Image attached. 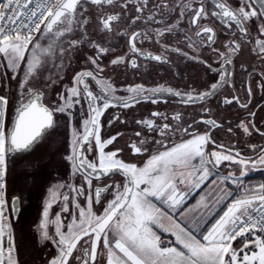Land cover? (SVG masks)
Here are the masks:
<instances>
[{
  "label": "snow or ice",
  "instance_id": "6c2138e0",
  "mask_svg": "<svg viewBox=\"0 0 264 264\" xmlns=\"http://www.w3.org/2000/svg\"><path fill=\"white\" fill-rule=\"evenodd\" d=\"M116 2L0 0V69H3L0 71V90L7 88L3 81L16 82L14 98L10 91H0V264H18L9 215L18 213L21 198L6 199L9 167L27 161L38 144L57 136L59 128L54 119L57 113L67 117L66 125L71 129L69 152L65 158L71 164L72 174L81 177L83 182L67 185L73 195L63 194L65 203L61 212L56 213L55 221L48 219L51 201L45 202L40 224L41 239L50 240L58 250L49 264H99L98 258L106 259V264H264V183L244 186L241 179L258 165H264V146L250 145L254 152L259 149L257 158L253 159L232 147L217 144L211 131L192 132L191 124L181 128L170 123L157 124L154 119L146 118L137 120L136 124L149 133L168 138L176 131H183L190 138L171 147L154 139V143L165 150L150 151L147 136L136 131V139L127 145L128 149L133 156L148 154L147 159L137 163L122 159V148L105 151L123 134L117 132L104 139L100 123V117L110 107L130 108L141 98L156 103L153 97L161 92L178 96L183 104L202 105L225 84L235 91L229 66L233 57L241 54L242 46L252 43L251 52L264 61V0H239L238 6H233L229 0H195L196 6H193V0H175L174 4L160 0L154 8L162 16L164 10L178 12L180 19L187 16L195 36L199 38L194 41L185 33L187 47L194 50L209 47L218 54L219 68L212 65L208 68L216 72L219 79L200 92L193 89L182 93L163 86L148 90L137 85L127 89L130 93L127 97L116 96L114 85L100 75L104 72L101 56L108 49L91 40L87 31L90 23L88 6L92 5L97 10L99 30L111 32L113 22L121 19V13L108 14L104 7ZM131 2L125 0L120 7L126 10ZM142 4L143 7L137 4V13L145 10L148 0H142ZM155 15L150 10L148 21L162 23L163 20L157 21ZM210 17L218 19L233 37L224 44L226 51L213 47L216 44L215 29L201 24ZM140 19L137 15L132 22ZM178 23L179 19L152 32L134 30L130 34L125 33L129 50L135 56L160 63L167 62L165 53L168 51L198 59L189 57L179 47L170 48L163 43L166 35L177 30ZM250 25L257 33L255 38L251 35ZM73 35L78 38H69ZM45 39L47 44H41ZM153 39L162 49L160 54L137 46ZM82 46L95 50V55L86 57L91 67L76 72L71 86L65 85L63 91L57 93V101H47V90L56 84L58 73L57 76L44 77L41 68L57 55L61 60L58 68L64 66V60L70 64L72 53ZM124 62L123 56L111 60L112 65ZM130 64L133 68L139 67L136 59H131ZM93 84L98 91L93 90ZM258 86L264 90V72L260 73ZM143 92H149V95L143 96ZM246 92L245 101L233 94L230 98L225 96L222 103H235L248 110L253 88L249 85ZM77 106H80L79 116L76 114ZM204 111L210 109L205 108ZM248 115L255 117L256 113L249 110ZM151 116L168 120L159 112H153ZM113 119L119 120L120 117L117 115ZM172 119L178 121L181 116L176 113ZM77 121L79 126L74 124ZM112 122L109 120V126ZM198 123L208 125L209 129L220 127L214 119L202 118ZM238 127L246 135L255 130L264 137V131L251 120H240ZM228 132H232L231 127ZM210 144L213 145L211 151L208 150ZM225 162L229 166L237 165L238 169L220 175L219 169ZM177 167L191 170L188 173L193 177L188 180L191 188L201 190L206 186L211 190L202 197L206 201L202 205L204 211L197 212L190 220L183 218L189 211L184 207L189 191L181 188L185 185V173L177 171ZM117 175L122 177V181L94 186V181ZM229 181L242 190L240 196H234L228 187ZM81 196L86 206L78 201ZM94 204L101 205L102 211H94ZM61 213L72 217L66 232L62 230ZM165 218L168 225L163 222ZM50 222L56 224L55 235L48 231ZM165 235L170 238L165 240Z\"/></svg>",
  "mask_w": 264,
  "mask_h": 264
},
{
  "label": "flooded vegetation",
  "instance_id": "af4514ba",
  "mask_svg": "<svg viewBox=\"0 0 264 264\" xmlns=\"http://www.w3.org/2000/svg\"><path fill=\"white\" fill-rule=\"evenodd\" d=\"M125 0H117L112 6H105L104 12L108 14L121 13V19L118 22H113V30L111 32H101L98 28L97 10L95 6L89 5L90 23L87 26L89 38L91 40L101 43L108 52L101 56V65L104 72L100 75L106 80L110 81L117 89L116 96L127 97L130 93L127 91L129 87H136L142 85L144 89L151 90L153 88L161 87L172 88L175 91L186 93L195 89L197 92L205 91L211 83L219 79L216 72L209 70L208 65L213 68H219L220 57L214 53L209 47H187L185 40V33L191 36L194 41L199 38L195 36L194 29L189 24L187 16L180 19L178 12H167L164 10L163 16L157 12L154 5L160 0H148V5L142 13H137L135 8L138 3L143 7L142 0H132L128 4V8L122 9L120 7ZM168 3L174 4L175 0H168ZM233 6L239 5V0H229ZM193 6H196L193 0ZM150 10L155 13L157 21L163 20L162 23H155L148 21ZM139 15L140 20L135 23L132 22L135 16ZM179 19L178 27L172 34L166 35L163 43L168 44L170 48L179 47L183 52H187L189 57L196 56L198 59L193 60L186 58L180 52L168 51L166 63H160L152 60H147L143 57L135 56L128 47V35L132 31H147L157 28H163L166 23H176ZM201 24L211 26L216 31V44L213 47L219 51H226L224 44L233 39L230 32L224 29L216 18H209L201 21ZM251 35L253 38L257 35L256 31L251 27ZM127 33V34H125ZM38 35V34H37ZM69 38H78L73 35ZM41 44L46 45L47 39L42 40ZM243 45V42H242ZM137 46L153 54H160L162 49L155 40H145L142 44ZM31 47V46H30ZM252 43L242 46L241 54L233 57V63L229 66L232 71V85L225 84L219 89L217 94L207 100L204 104L187 105L180 102L178 96H174L167 92L157 93L153 98L156 103H152L151 99H139L130 108L110 107L104 111L100 117L101 136L107 139L117 132L123 135L118 139L114 145H109L105 151L114 150L119 147L124 149L121 153V158L130 162H142L147 159L148 154L143 156H133L127 145L136 139L134 133L142 131L147 136L150 151L165 150L158 144L154 143V139L162 140L165 145L171 147L175 144L181 143L183 140L190 138L186 136L183 131H176L168 138H162L156 133H149L147 129H141L136 124L137 120L152 118L157 124L170 123L174 127L179 125L181 128L192 125L190 131L203 133L211 131V134L217 144H223L228 147L238 150L245 157L257 158L258 151L254 152L250 145L264 146V137H262L255 130L251 135H246L238 127L240 120H251L256 127L264 131V90L258 86L260 82V73L264 72V61L258 59L252 52ZM88 55H95V50L82 46L79 51L72 53L71 62L63 61V67L58 68L61 60L57 56H53L46 66L41 68V74L44 77L49 75L63 77L59 79L52 88L47 90V101L55 102L58 99L57 93L63 91L65 85L71 86L72 77L76 72L85 70L91 67L86 62ZM125 57V62L112 65L111 60L117 57ZM136 59L139 67H131L130 60ZM206 62V63H205ZM251 74V75H250ZM253 88V96L249 109H241L237 104L225 105L222 103L225 96L229 98L234 94L238 95L242 101L247 99L246 89L248 86ZM94 91H98L97 86L92 85ZM16 89L12 91V97L15 96ZM143 96L149 95V92H143ZM210 109L205 112L204 109ZM256 113L255 117H250L248 111ZM87 112V108H84ZM80 106L76 108V114L79 116ZM153 112H159L168 117L167 121L160 117H152ZM179 113L181 119L176 121L172 117ZM119 116V120H114V116ZM214 119L220 124V127L209 129L208 125L198 123L201 119ZM59 128L57 136L53 140H46L36 146V148L29 154L27 161L18 162L10 165L6 188V199L11 201L13 197L19 196V211L16 216L9 215L13 239L16 246L17 254L21 252L20 247L24 246L26 256L20 259V264H49V261L57 255V248L50 240H42L40 232V224L43 219L42 212L46 201H51L52 207L49 210L50 221H55L56 213L61 212V207L64 205L63 194L73 195L67 185H79L83 181L78 175L72 174V167L70 162L65 158L69 152V141L71 139V129L66 125L67 117L64 114L57 113L54 116ZM109 120L112 124L109 126ZM121 121H124L121 123ZM75 126H79V121L74 122ZM232 128V132H228V128ZM208 150H213V145L208 146ZM237 165H230L225 162L221 165L219 172L227 173L229 170L236 171ZM191 171V170H190ZM189 171V172H190ZM258 174H264V165H258L255 169L248 172L246 176L255 177ZM184 187H191L188 185V180L193 179L187 176ZM122 181V177L114 176L111 179L105 177L103 181H94V186L103 184L104 182ZM63 185V187H61ZM111 198L110 194H105ZM78 201L85 205L83 196L78 197ZM71 208V205H69ZM94 211H102L101 205H93ZM72 211H77L72 209ZM61 221L64 225L63 231H67V225L72 222V217L68 213H61ZM48 231L50 235H55L56 224L49 223ZM27 232V234H25ZM235 244V242H234ZM20 254H18L19 256ZM101 264V258H98Z\"/></svg>",
  "mask_w": 264,
  "mask_h": 264
},
{
  "label": "crops",
  "instance_id": "0c3cea01",
  "mask_svg": "<svg viewBox=\"0 0 264 264\" xmlns=\"http://www.w3.org/2000/svg\"><path fill=\"white\" fill-rule=\"evenodd\" d=\"M219 174L220 175H225L226 173L219 172ZM241 179H242V183H243L244 186H256V185L264 183V174H258L255 177L244 176ZM228 187L234 193V196H240L242 194V190L238 189L236 187V185L232 184L230 181L228 182ZM181 188L184 189L186 187L181 186ZM186 189H193L191 192H189V196L187 198L186 204L184 205V207L188 208L189 211L185 213V216L183 218L187 219V220H190L197 212L204 211L202 205L206 201H203L202 197L207 196L208 192L211 191V190L207 189L206 186H204L201 190H197V189H194V188H191V187H188ZM163 222L166 225H168V223H169L167 221V218H165ZM211 222H214V221H211ZM211 222L209 223V227H210ZM166 237L168 239L170 238L167 235H165L163 238L165 240H167Z\"/></svg>",
  "mask_w": 264,
  "mask_h": 264
},
{
  "label": "rangeland",
  "instance_id": "374dc122",
  "mask_svg": "<svg viewBox=\"0 0 264 264\" xmlns=\"http://www.w3.org/2000/svg\"><path fill=\"white\" fill-rule=\"evenodd\" d=\"M0 71H3V69H0ZM10 75L11 74H9V76ZM3 83H5L7 85V88L6 89H3V90H0V91H5L6 93L8 91H10L11 92V95H12V91H14L16 89V82L15 81H11V80H7V81H3ZM177 171H183L185 173V176H184V178H185V177L188 176V173H189L190 169H183V168L177 167ZM184 190H188L189 192H191L193 189H186V188H184ZM166 239H168V238L166 237ZM238 242L239 241L235 242V244L238 243ZM235 244H234V246H235ZM20 249H21V252L18 253V254H20L19 256H18V254L16 252V259L18 260V264H20V259L22 257H25L26 256V254H25L26 250H25L24 246H21ZM101 264H106V259H101Z\"/></svg>",
  "mask_w": 264,
  "mask_h": 264
},
{
  "label": "trees",
  "instance_id": "16d2710c",
  "mask_svg": "<svg viewBox=\"0 0 264 264\" xmlns=\"http://www.w3.org/2000/svg\"><path fill=\"white\" fill-rule=\"evenodd\" d=\"M25 234H27V232Z\"/></svg>",
  "mask_w": 264,
  "mask_h": 264
},
{
  "label": "water",
  "instance_id": "95a60500",
  "mask_svg": "<svg viewBox=\"0 0 264 264\" xmlns=\"http://www.w3.org/2000/svg\"><path fill=\"white\" fill-rule=\"evenodd\" d=\"M13 216H16V215H13Z\"/></svg>",
  "mask_w": 264,
  "mask_h": 264
}]
</instances>
